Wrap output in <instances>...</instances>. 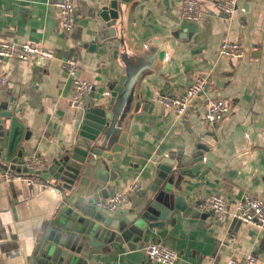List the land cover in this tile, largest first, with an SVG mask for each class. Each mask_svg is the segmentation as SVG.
<instances>
[{
    "label": "crops",
    "instance_id": "1",
    "mask_svg": "<svg viewBox=\"0 0 264 264\" xmlns=\"http://www.w3.org/2000/svg\"><path fill=\"white\" fill-rule=\"evenodd\" d=\"M55 1L0 0V41L35 43L55 53L52 60L0 58V69L8 79L0 85V103L15 99L14 112L29 130L30 141L23 144L25 160L35 155L52 160L78 135L84 110L71 106L75 86L61 66L64 59L77 61L79 76L94 84L97 98H109L104 93L111 92L110 85L124 72L112 46L106 53L89 48L98 33L104 36L96 14L108 0H74L76 23L70 31L63 28ZM137 1L135 39L144 49L148 45L164 53L160 58L148 56L138 75L137 101L128 114L126 142L115 165V192L134 182L144 191L169 155L205 148L212 166L184 170L174 189L181 208L170 228L153 233V240L179 252L175 264H226L230 258L242 261L248 254L264 264V227L240 223L231 215L245 194L264 199V0H238L231 18L218 9L217 0H200L197 32L189 40L172 35L184 19L182 0ZM157 40L162 41L160 46H155ZM226 40L242 43L245 58L220 55ZM205 73L211 78L209 90L195 96L180 118L160 103L161 96L180 94ZM219 98L231 111L211 129L203 116ZM3 170L0 166V264H37L44 250L61 242L52 221L62 194L50 190L56 188L55 181L41 176L47 187L6 182ZM211 194L227 200L226 212L198 209V202ZM131 204L124 200L120 210ZM88 264L156 263L146 254L144 259H132L120 253L93 257Z\"/></svg>",
    "mask_w": 264,
    "mask_h": 264
},
{
    "label": "water",
    "instance_id": "2",
    "mask_svg": "<svg viewBox=\"0 0 264 264\" xmlns=\"http://www.w3.org/2000/svg\"><path fill=\"white\" fill-rule=\"evenodd\" d=\"M139 2L101 3L96 16L102 21L104 36L98 33L89 48L106 53L112 46L113 57L123 64L124 72L110 85L109 98H97L94 88L82 107L84 113L75 141L33 173L55 181L56 190L62 194L52 221L61 242L44 250L37 264H88L93 257H117L120 253L127 258L144 259L142 245L154 241L153 233L169 229L175 211L181 208L174 189L179 187L184 170L196 172L202 166H212L205 148L180 150L167 155L158 165L156 178L146 190L140 189L128 198L132 202L129 209L112 212L97 206L101 199L116 194L112 184L118 173L115 165L126 142L128 114L137 101L138 75L148 56L160 58L164 53L149 49L148 45L144 49L135 39L134 11ZM196 32V23L183 19L172 35L189 40ZM161 43L157 40L154 44ZM14 100L0 103V166L28 172L23 144L30 141L29 130L16 116Z\"/></svg>",
    "mask_w": 264,
    "mask_h": 264
},
{
    "label": "built area",
    "instance_id": "3",
    "mask_svg": "<svg viewBox=\"0 0 264 264\" xmlns=\"http://www.w3.org/2000/svg\"><path fill=\"white\" fill-rule=\"evenodd\" d=\"M54 4L60 9L63 28L67 31L72 30L76 23L74 0H57ZM217 7L223 14L231 18L238 8V0H217ZM181 9L184 19L195 22L201 12L200 0H182ZM219 53L222 56L234 59H243L246 56V50L242 43L229 40L222 43ZM35 56L52 60L55 58V53L35 43L18 42L9 39L0 41V58L29 61ZM61 66L72 77L75 86V95L71 100V106L82 108L86 98L93 92L94 84L79 76V66L75 59H64ZM7 81V76L0 69V85H5ZM210 86V75L208 73L200 74L180 94L161 96L159 101L164 107L172 108L180 118L185 113L189 102L195 96L206 93ZM109 95L110 92L104 93V96ZM230 111L231 107L229 104L220 98L216 99L206 109L203 121L209 128H215ZM44 165L45 160L39 155H35L25 160L24 166L28 169V172H18L17 170L7 168L2 171V179L6 182L18 180L27 183H40L47 187V184L42 179H39L40 177L33 174L34 171L43 168ZM140 189L141 185L138 182H134L126 190L101 199L97 202V206L112 212L117 211L124 200L139 192ZM50 190L54 192L56 188H50ZM197 205L200 211L208 213H224L227 210V200L215 194L203 198ZM231 215L234 220L240 223L254 224L260 228L264 227V199L252 194H245L236 203ZM143 250L147 258L156 264H175L179 258L177 250L156 241L146 244ZM259 262L260 259L257 256L248 254L242 261L230 258L226 264H258Z\"/></svg>",
    "mask_w": 264,
    "mask_h": 264
}]
</instances>
